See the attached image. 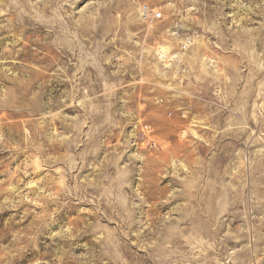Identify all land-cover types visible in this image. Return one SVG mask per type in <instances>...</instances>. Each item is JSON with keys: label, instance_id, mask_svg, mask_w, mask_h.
Instances as JSON below:
<instances>
[{"label": "rangeland", "instance_id": "374dc122", "mask_svg": "<svg viewBox=\"0 0 264 264\" xmlns=\"http://www.w3.org/2000/svg\"><path fill=\"white\" fill-rule=\"evenodd\" d=\"M0 264H264V0H0Z\"/></svg>", "mask_w": 264, "mask_h": 264}, {"label": "built area", "instance_id": "2783aa9c", "mask_svg": "<svg viewBox=\"0 0 264 264\" xmlns=\"http://www.w3.org/2000/svg\"><path fill=\"white\" fill-rule=\"evenodd\" d=\"M153 18L156 19V20H159V19H161V15L160 14H155L153 16Z\"/></svg>", "mask_w": 264, "mask_h": 264}]
</instances>
